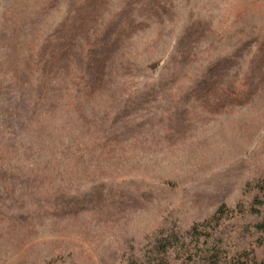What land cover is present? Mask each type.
Returning <instances> with one entry per match:
<instances>
[{"label":"rangeland","instance_id":"374dc122","mask_svg":"<svg viewBox=\"0 0 264 264\" xmlns=\"http://www.w3.org/2000/svg\"><path fill=\"white\" fill-rule=\"evenodd\" d=\"M0 264H264V0H0Z\"/></svg>","mask_w":264,"mask_h":264}]
</instances>
